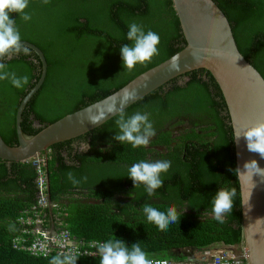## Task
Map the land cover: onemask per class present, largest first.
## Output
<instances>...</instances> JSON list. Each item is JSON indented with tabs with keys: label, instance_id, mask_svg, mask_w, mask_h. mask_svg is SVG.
Listing matches in <instances>:
<instances>
[{
	"label": "trees",
	"instance_id": "trees-1",
	"mask_svg": "<svg viewBox=\"0 0 264 264\" xmlns=\"http://www.w3.org/2000/svg\"><path fill=\"white\" fill-rule=\"evenodd\" d=\"M213 1L227 20L236 49L264 79V0ZM26 11L30 21L16 14L12 18L22 41L36 46L47 63L42 84L20 113V129L28 135L119 89L184 44L171 0H50L48 5L30 0ZM132 22L158 33L160 44L159 55L150 63L128 72L120 46L131 45L126 33ZM6 64L9 71L30 78L23 89L0 81V137L14 145L15 110L40 77L41 61L31 49L29 56H15ZM122 110L126 116L150 113L156 135L147 146L133 148L114 140L115 114L83 135L47 148L48 195L64 211L53 209L59 211L62 229L84 242L117 238L129 247L139 242L148 258L179 259L182 249L198 250L215 242L238 246L240 198L230 170H234L231 132L212 74L204 69L188 71ZM84 142L89 149L87 145L84 150H73L72 145ZM141 160L171 161L169 171L162 175L163 186L151 197L143 186L134 188L127 177L129 167ZM68 173L78 183L73 184ZM35 176L29 161L0 159V264H50L52 260L30 255L11 243L20 234L17 218L37 202ZM234 187L232 214L220 224L211 215L210 201L219 188ZM145 204L161 210L175 206L183 213L180 222L158 230L146 220ZM40 217L48 219L47 207ZM77 264H100L97 248L88 257H79Z\"/></svg>",
	"mask_w": 264,
	"mask_h": 264
},
{
	"label": "water",
	"instance_id": "water-1",
	"mask_svg": "<svg viewBox=\"0 0 264 264\" xmlns=\"http://www.w3.org/2000/svg\"><path fill=\"white\" fill-rule=\"evenodd\" d=\"M171 5L184 39L183 46L176 53L139 73L119 89L61 116L31 135L21 131L20 113L26 101L42 84L47 63L36 46L22 41L40 59L41 73L16 107V144L8 145L0 137V159L20 162L39 152H46L51 144L81 136L114 116V113L108 112L110 107H115L117 111L124 109L173 77L204 69L212 74L220 89L231 132L234 169L239 167L244 171L243 164L251 159L257 160L264 168V159L249 152L242 137L238 143L234 141L237 132L264 121V79L236 49L227 20L213 0H171ZM174 57L178 58L179 70L170 69ZM126 93L128 98L125 101ZM100 114L104 115V119L99 123L93 124L88 120ZM236 179L241 215L239 256L243 264H264V180L258 175L252 179L249 175H240Z\"/></svg>",
	"mask_w": 264,
	"mask_h": 264
},
{
	"label": "clouds",
	"instance_id": "clouds-1",
	"mask_svg": "<svg viewBox=\"0 0 264 264\" xmlns=\"http://www.w3.org/2000/svg\"><path fill=\"white\" fill-rule=\"evenodd\" d=\"M41 3L43 5H48L50 0H41ZM29 5L30 0H0V81L7 80L17 89H23L29 83L30 78L27 74L18 76L15 72L9 71L6 61L19 55L29 56L31 54V49L22 43V37L19 28L17 27L16 19L12 18V14H16L19 19L25 22L30 21L32 18L31 14L26 11V9L29 8ZM126 39L132 43L131 45H121L120 53L123 67L128 72L133 71L138 64L146 65L147 63H150L153 57L159 55V34L152 30L145 31L144 27L136 22H132L128 25ZM177 61L178 58L174 57L173 62L170 64L171 70H179V64ZM127 98L128 94L126 93L124 97L125 101ZM108 112L114 113L118 116L115 121L118 131L113 139L122 145L127 143L133 148L147 146L150 139L156 135V130L150 120V113L148 112L137 111L130 116H126L122 109L117 111L115 107H110ZM102 119H104V115L100 114L90 117L88 120L93 124H97ZM81 123L83 124L84 122L81 121ZM241 137L246 141V148L249 152L258 154L261 159H264V121L252 124L251 126L237 132L234 141L238 143ZM89 147L90 146L88 145V149ZM46 152H39L36 154L43 159L42 169L44 168L45 191L48 190L45 173ZM33 156L25 161L30 162ZM170 167L171 161L169 160H156L151 162L141 160L129 167L127 177L132 180L134 188H140L143 186L148 196L151 197L156 194L157 189L163 186L164 182L162 175L166 174ZM243 169L244 171H241V169L237 167L234 170H230L234 171V174L238 178L240 175H249L252 179L254 175H258L264 180V168L260 167L257 160L251 159L245 161ZM68 178L73 184L78 183L72 173H68ZM235 196L236 188L234 187L231 190L219 188L212 197L210 201L211 215L218 223L224 224L226 222L225 217L232 214ZM53 205L56 204L49 199L47 206L48 219L40 226L41 228L47 229L48 232L53 231L54 218L59 216L57 212H64L61 208L59 209L57 205L55 207H53ZM54 208L59 211L54 213ZM142 211L146 220L149 223L154 224L160 231H166L171 224L180 222V218L183 214L179 212L175 206H169L166 210H161L150 204H145ZM97 243L98 245L94 248H97L100 256V264H152V260L149 258H162L176 262L194 263L204 259V252L216 254L218 251L239 258L243 264L239 256V244L238 251L233 248V245H226L219 242H215L214 244H210L209 246L198 250L190 251L189 249H182L181 254L186 253L184 250L189 251L188 255H184L185 259H183V256L179 259H170L166 257L148 258V254L142 249L139 242L133 243L130 247L127 246L122 239L117 238ZM78 259V254L66 253L63 256H54L50 264H77Z\"/></svg>",
	"mask_w": 264,
	"mask_h": 264
},
{
	"label": "built area",
	"instance_id": "built-area-1",
	"mask_svg": "<svg viewBox=\"0 0 264 264\" xmlns=\"http://www.w3.org/2000/svg\"><path fill=\"white\" fill-rule=\"evenodd\" d=\"M30 163L36 173L37 202L17 218L20 234L13 237L12 246L19 247L30 255L43 258L63 256L66 253L88 257L94 252V247L98 243L93 241L84 242L70 237L68 232L60 226L59 216H56L57 220L53 221V231L48 232L47 229L40 227L44 224L40 217L41 211L48 206L42 169L43 159L35 155L31 158ZM55 206L53 205V207ZM203 255L204 259L202 261L194 263L176 262L162 258L149 259L152 260V264H242L239 258L221 251L216 252V254L204 252Z\"/></svg>",
	"mask_w": 264,
	"mask_h": 264
},
{
	"label": "flooded vegetation",
	"instance_id": "flooded-vegetation-1",
	"mask_svg": "<svg viewBox=\"0 0 264 264\" xmlns=\"http://www.w3.org/2000/svg\"><path fill=\"white\" fill-rule=\"evenodd\" d=\"M40 124L37 122V121H35V124H34V127H38ZM15 139H17L16 138V136H15ZM12 140H14V137H12V139H11V141ZM72 147H73V150L74 151H81V150H84V149H86L87 148V143L86 142H84V143H80V144H78V145H72ZM70 159V157L67 159V160H69ZM74 162H71V161H69V164H73ZM72 192H75V191H72ZM46 194H47V198H48V200H49V195H48V190L46 191ZM74 196H76V195H74ZM52 202H54L56 205H57V207L60 209V206H59V204H57L55 201H53L52 200ZM60 202H62V201H60ZM62 204H63V202H62ZM233 248L236 250V251H238V246H233Z\"/></svg>",
	"mask_w": 264,
	"mask_h": 264
},
{
	"label": "crops",
	"instance_id": "crops-1",
	"mask_svg": "<svg viewBox=\"0 0 264 264\" xmlns=\"http://www.w3.org/2000/svg\"><path fill=\"white\" fill-rule=\"evenodd\" d=\"M186 253H182V256H183V259H185V256L184 255H188L189 254V251L188 250H184Z\"/></svg>",
	"mask_w": 264,
	"mask_h": 264
}]
</instances>
